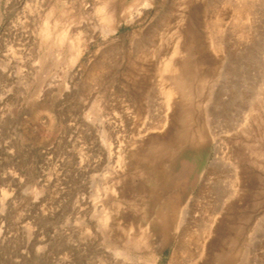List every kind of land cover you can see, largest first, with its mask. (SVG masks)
Returning a JSON list of instances; mask_svg holds the SVG:
<instances>
[{"label":"rangeland","instance_id":"374dc122","mask_svg":"<svg viewBox=\"0 0 264 264\" xmlns=\"http://www.w3.org/2000/svg\"><path fill=\"white\" fill-rule=\"evenodd\" d=\"M0 264H264V0H0Z\"/></svg>","mask_w":264,"mask_h":264},{"label":"bare ground","instance_id":"6f19581e","mask_svg":"<svg viewBox=\"0 0 264 264\" xmlns=\"http://www.w3.org/2000/svg\"><path fill=\"white\" fill-rule=\"evenodd\" d=\"M202 94V93H201ZM170 96V95H169ZM200 96V95H199ZM171 98H172V96H171ZM171 103H170V101H168L167 102V106H166V110H168L170 107H171ZM164 112H166V111H164ZM162 115V114H161ZM165 116V115H164ZM167 116V115H166ZM165 116V117H166ZM147 124V123H146ZM145 124V125H146ZM147 125H149V124H147ZM151 128V127H150ZM150 128H148L147 127V129H150ZM172 136V135H171ZM160 137V136H159ZM176 137V136H175ZM172 138V137H171ZM158 139V138H157ZM155 140V139H154ZM171 141V140H170ZM216 141L218 142V140H217V138H216ZM154 144H155V142H154ZM176 144V143H175ZM221 144V143H220ZM223 146V145H222ZM147 149V148H146ZM150 149H153V148H150ZM150 149H148V150H150ZM147 150V151H148ZM146 151V152H147ZM218 152V151H217ZM157 153V152H156ZM220 153V152H219ZM222 153V152H221ZM158 154V153H157ZM143 157V156H142ZM157 157H161V156H157ZM165 157V156H164ZM148 157H147V155H146V157H144V161L147 159ZM158 160V159H157ZM162 160V159H161ZM217 161V160H216ZM163 162V161H162ZM161 162V163H162ZM155 163H156V160H155ZM159 163V162H158ZM156 165V164H155ZM219 166V165H218ZM221 166V165H220ZM226 166H228V164L226 165ZM224 168V167H223ZM226 169H227V167H225ZM231 168V167H230ZM236 169V168H235ZM234 170V169H233ZM179 172H177V170L175 171V170H171V172H160L157 176H156V178H155V183H156V186L155 187H158V189L160 190V191H158V194H161V196L162 195H165V194H169V193H171L170 192V190L171 189H176V188H178V177H179ZM145 175H146V173H145ZM153 177V176H152ZM150 178V177H149ZM154 180V179H153ZM154 184V183H153ZM170 199H169V202H166V203H162L161 205H160V207H159V209H158V211L157 212H155V213H153V212H151V213H149V215H150V217H152L153 219H152V224H154L155 225V223L158 221V218H164V220H167V221H170V220H172L173 219V208H174V204H173V201H174V197H169ZM220 199V198H219ZM236 205V204H235ZM175 209V208H174ZM101 210V209H100ZM166 211V213L164 214L163 213V215H162V212L163 211ZM216 210H218V209H216ZM215 210V211H216ZM164 211V212H165ZM167 212H169V213H167ZM194 222V221H193ZM133 228V227H132ZM151 231V230H150ZM133 235V234H132ZM185 235H186V232H185ZM133 238H134V236H133ZM135 238H136V236H135ZM134 238V239H135ZM130 239V238H129ZM113 240V239H112ZM114 241V240H113ZM131 241V240H130ZM129 241V242H130ZM115 242H116V240H115ZM182 244V243H181ZM184 244V243H183ZM179 247V246H178ZM183 247V246H182ZM118 251H119V249H118ZM121 254V253H120Z\"/></svg>","mask_w":264,"mask_h":264}]
</instances>
